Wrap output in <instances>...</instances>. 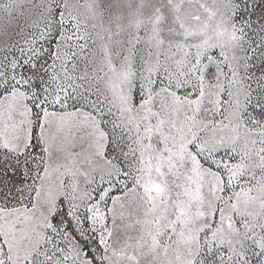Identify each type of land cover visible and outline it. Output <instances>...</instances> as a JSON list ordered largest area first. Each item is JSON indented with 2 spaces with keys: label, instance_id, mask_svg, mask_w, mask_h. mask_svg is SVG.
Returning <instances> with one entry per match:
<instances>
[{
  "label": "snow or ice",
  "instance_id": "obj_1",
  "mask_svg": "<svg viewBox=\"0 0 264 264\" xmlns=\"http://www.w3.org/2000/svg\"><path fill=\"white\" fill-rule=\"evenodd\" d=\"M0 264H264V0H0Z\"/></svg>",
  "mask_w": 264,
  "mask_h": 264
}]
</instances>
